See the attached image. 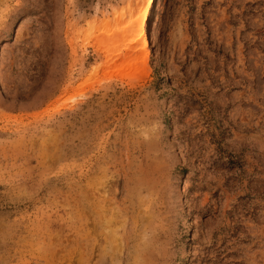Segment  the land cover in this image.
I'll use <instances>...</instances> for the list:
<instances>
[{"label": "rangeland", "instance_id": "obj_1", "mask_svg": "<svg viewBox=\"0 0 264 264\" xmlns=\"http://www.w3.org/2000/svg\"><path fill=\"white\" fill-rule=\"evenodd\" d=\"M140 1L0 0V264H264V0Z\"/></svg>", "mask_w": 264, "mask_h": 264}, {"label": "bare ground", "instance_id": "obj_2", "mask_svg": "<svg viewBox=\"0 0 264 264\" xmlns=\"http://www.w3.org/2000/svg\"><path fill=\"white\" fill-rule=\"evenodd\" d=\"M136 2H138L139 6H141L140 4V0H136ZM146 4L148 3V0H146L145 2ZM158 3H154L153 4V7H152V10L150 12V14H147V15H143L141 17H137L136 15L133 14V11L129 8L128 10V13L127 14H130L131 16V22L128 24L129 26V29H130V33H134L135 34V39L132 43L135 44H144V39H143V31H142V24L143 22H146L147 24V30L149 32H151L153 30V22H152V15L154 16V14L158 11ZM125 11H118L116 13V16L117 18H122L124 17L125 15H127Z\"/></svg>", "mask_w": 264, "mask_h": 264}, {"label": "snow or ice", "instance_id": "obj_3", "mask_svg": "<svg viewBox=\"0 0 264 264\" xmlns=\"http://www.w3.org/2000/svg\"><path fill=\"white\" fill-rule=\"evenodd\" d=\"M154 3V0H148V4L151 6L152 4ZM148 13V9L146 8L145 10H144V13H143V15H146Z\"/></svg>", "mask_w": 264, "mask_h": 264}]
</instances>
